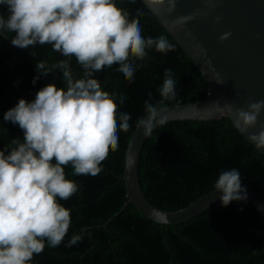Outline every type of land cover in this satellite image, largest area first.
Here are the masks:
<instances>
[{"label": "trees", "instance_id": "1", "mask_svg": "<svg viewBox=\"0 0 264 264\" xmlns=\"http://www.w3.org/2000/svg\"><path fill=\"white\" fill-rule=\"evenodd\" d=\"M140 25L142 35H165L175 46L167 54L152 49L134 79L114 76L115 68L95 76L102 94L124 96L123 107L113 106L117 114H130V128L118 132L119 148L109 150L103 171L95 180L77 179L66 167L67 178L78 186L77 196L61 202L70 214V227L61 246L35 256L33 264H264V217L251 202H232L227 207L214 204L194 218L178 224H161L145 216L131 203L117 216L127 201L123 178L125 155L139 118L145 116L144 102L161 99L164 70L171 69L177 84L175 101L168 106L199 101L209 91V83L196 63L143 0L132 7L116 5ZM143 12L137 18V12ZM0 13L7 8L0 6ZM14 33H8L11 38ZM33 53V55L31 54ZM65 59L50 45L20 49L0 34V150L12 138L23 139L18 125L5 122L4 113L24 98L31 101L45 85L63 87L59 70L42 77L35 85V64L49 65ZM70 66L76 75L83 69L73 58ZM118 123V122H117ZM236 168L243 186L264 195V154L223 116L214 120H177L156 127L143 145L139 173L149 200L165 210L188 206L214 190V182L223 170ZM115 216V217H114ZM80 238V244L66 250L68 242Z\"/></svg>", "mask_w": 264, "mask_h": 264}, {"label": "clouds", "instance_id": "2", "mask_svg": "<svg viewBox=\"0 0 264 264\" xmlns=\"http://www.w3.org/2000/svg\"><path fill=\"white\" fill-rule=\"evenodd\" d=\"M138 0H0L7 13H0V31L14 33L11 42L20 49L50 45L53 52L65 59L49 65L35 64L42 77L59 70L63 87L49 83L31 101L24 98L4 113V121L18 125L23 139L12 138L0 150V264H33L45 247L61 246L70 227V214L61 202L77 196L78 186L67 178L66 167L77 179L95 180L103 171L109 150L118 151V132L130 128V114L113 106L123 107L125 98L107 96L95 76L115 68L114 76L131 82L135 71L152 49L162 54L174 50L167 36L142 35L140 25L121 13L116 5L132 7ZM152 6L167 4L169 12L177 0H149ZM143 12H137V18ZM217 21L220 17L216 18ZM220 36L223 42L231 36ZM259 38V36H258ZM33 55V53L31 52ZM83 69L74 74L70 61ZM161 99L155 104L152 96L144 102L145 116L137 121L144 135L168 122L167 102L175 101L177 84L171 69L164 70ZM217 83L224 81L217 76ZM233 112L231 105L217 111ZM264 112V100L252 102L248 109L236 110L234 127L241 131L255 126ZM118 122V123H117ZM250 140L264 149V128ZM220 193L221 204L246 202L248 193L238 169L219 173L214 192ZM72 238L66 245L80 244Z\"/></svg>", "mask_w": 264, "mask_h": 264}, {"label": "water", "instance_id": "3", "mask_svg": "<svg viewBox=\"0 0 264 264\" xmlns=\"http://www.w3.org/2000/svg\"><path fill=\"white\" fill-rule=\"evenodd\" d=\"M143 1L209 83L205 98L168 106V122L214 120L227 116L234 123L236 110L246 111L250 103L264 100V0H177L172 12L168 11L167 4L152 6L149 0ZM217 17H220L219 21ZM6 32L0 31V34L11 41ZM226 32L232 35L222 42L220 36ZM217 76L224 81L223 84L217 83ZM226 104L232 106L233 112L226 108L222 112L217 111L218 107L223 108ZM262 128L264 112L255 126L240 131L251 141L250 137ZM147 137L142 127H136L130 137L123 175L128 199L115 216L133 203L155 222L178 224L221 202V194L212 190L177 210H165L153 204L143 190L139 173L141 152ZM259 151L264 154V149ZM244 187L248 193L247 201L255 205L264 217V195Z\"/></svg>", "mask_w": 264, "mask_h": 264}]
</instances>
